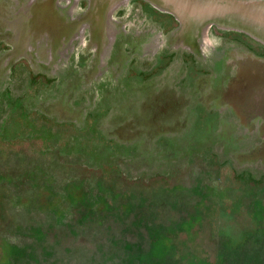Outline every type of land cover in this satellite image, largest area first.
Listing matches in <instances>:
<instances>
[{
  "label": "water",
  "instance_id": "1",
  "mask_svg": "<svg viewBox=\"0 0 264 264\" xmlns=\"http://www.w3.org/2000/svg\"><path fill=\"white\" fill-rule=\"evenodd\" d=\"M133 1L0 0V34L5 42L12 40L16 52H29L37 61L66 59L65 54L75 46L94 52L93 57L101 62H112L127 43L142 49L139 32L125 28L133 22L129 14ZM144 1L177 21L170 34L159 33V50L174 55L178 66L188 57L207 71L188 78L185 84H180L183 75L179 70L170 71V168L184 164L190 147L199 145L210 147L220 161H230L237 172L264 175V55L223 35L242 34L264 47V0ZM77 5L85 7L86 12L73 16ZM138 24L135 21L134 27ZM209 25L223 39L211 60L200 56L199 45V37ZM56 46L59 55H55ZM122 89L118 80H61L50 105L67 111L73 102L76 109L91 111H102L107 106L111 112L106 120L111 119L112 125L119 127L125 99ZM87 90L93 95L81 94ZM201 114L206 118L201 119ZM154 147L138 145L128 164L153 165ZM227 217L228 221L215 224L219 237L231 218L240 224L250 218L247 213Z\"/></svg>",
  "mask_w": 264,
  "mask_h": 264
},
{
  "label": "rangeland",
  "instance_id": "2",
  "mask_svg": "<svg viewBox=\"0 0 264 264\" xmlns=\"http://www.w3.org/2000/svg\"><path fill=\"white\" fill-rule=\"evenodd\" d=\"M129 14L133 22L139 23L131 29L137 31L141 26L139 9L132 8ZM174 70H179V66ZM151 146L156 152V163L151 166L128 164L135 152L115 158L107 151L94 154L88 164L95 169L100 159L110 165L117 163L115 166L136 178L142 172L155 175L170 170V180L144 185L110 178L96 184V174L80 168L74 172L47 159V170L43 171L47 183L41 192L0 188V216L5 219L0 230V264H183L182 258L184 264H203L204 258L213 262L217 244L223 241L215 224L228 221L227 214L215 216L214 211H229L235 201L231 197L241 194L238 190L231 193L229 187L237 185L232 178L235 175L219 164L232 163L220 161L219 156L217 163L210 147L194 145L184 164L170 168V143ZM30 153L16 150L9 155L0 149V171L27 162L29 155H37L31 150ZM232 167L236 174L249 173ZM176 168L179 172L172 175ZM101 176L97 175L102 179ZM73 188L75 194L70 196ZM98 195L106 201L112 199L114 207L107 205L106 211L98 208ZM4 196L8 201L2 204ZM213 215L221 219L214 222ZM239 222L231 218L223 227L222 236L238 239L253 225L251 218L245 224ZM239 251L244 253L242 260L225 253L218 262L264 264V246L247 243ZM191 254L194 259L190 260L197 259L194 263H189Z\"/></svg>",
  "mask_w": 264,
  "mask_h": 264
},
{
  "label": "flooded vegetation",
  "instance_id": "3",
  "mask_svg": "<svg viewBox=\"0 0 264 264\" xmlns=\"http://www.w3.org/2000/svg\"><path fill=\"white\" fill-rule=\"evenodd\" d=\"M133 6L139 9L141 18V26L137 31L143 39L139 45L142 49L137 50L134 45L127 43L119 51L120 57L112 62H101L93 57L94 52L78 50L75 46H71L65 54L68 57L66 59L55 58L52 62L40 58L37 61L29 52H16L12 40L8 38V42H5L0 34V149L9 155H13L16 150L27 153L31 150L37 154L29 155L25 163L1 170L0 188L9 187L32 194L41 192L47 183L43 173L47 170V159L53 160L57 166L63 164L74 172L80 168L82 172L87 170L89 174H96V184L110 178L126 181L127 184L144 185L170 180V170L166 174L155 175L142 172L136 178L133 173H125L103 159H100V165L97 164L98 168H91L88 164L89 158L101 151H107L115 158H124L136 152L138 145L164 146L170 143V71L178 64L170 52L159 50L157 38L160 32L170 34V29L177 21L172 15L159 11L144 0H134ZM223 35L237 39L264 55L262 45L242 34L230 32ZM55 50V55H59L57 46ZM179 71L183 75L180 84H185L188 78L207 73L188 57L184 58ZM61 80L121 81L125 99L122 100L119 127L113 126L111 119L106 120L111 112L107 106L102 111H91L76 109L73 102L69 111L53 109L50 103L56 85ZM86 92L93 95L89 90L81 94L85 95ZM74 93L78 94L77 91ZM200 118L204 119L206 115L201 114ZM211 154L219 163L217 155ZM219 164L229 168L235 175L232 178L236 179L233 182L237 185L229 187L231 193L238 190L241 194L231 197L235 201L228 208L229 211L222 214V210H216L214 215L247 213L253 220V225L240 238L223 235L221 240L230 248L227 249L229 252L247 243L264 246V175L236 174L228 162ZM175 172H179V168L171 174ZM98 174L103 178L97 177ZM72 184L75 187V181ZM75 190L73 188L70 191V196L75 194ZM6 201L8 199L4 196L1 203L5 204ZM95 203L98 208L104 209L107 205L114 207L113 200L106 201L103 196H99V201ZM214 215L212 220L217 222L219 216L215 218ZM3 219L0 216V230ZM214 253H222V250L218 247Z\"/></svg>",
  "mask_w": 264,
  "mask_h": 264
},
{
  "label": "clouds",
  "instance_id": "4",
  "mask_svg": "<svg viewBox=\"0 0 264 264\" xmlns=\"http://www.w3.org/2000/svg\"><path fill=\"white\" fill-rule=\"evenodd\" d=\"M68 5H61V7H67ZM129 11L131 9V5L128 6ZM86 12V8L80 5H77L73 9V16H80ZM115 15L113 16V20H115ZM134 27V22H130L125 25V28L131 30ZM223 44V39L221 36L216 35L211 26L209 25L203 32V34L199 37V45L200 52L202 57L207 60H211L216 52Z\"/></svg>",
  "mask_w": 264,
  "mask_h": 264
},
{
  "label": "trees",
  "instance_id": "5",
  "mask_svg": "<svg viewBox=\"0 0 264 264\" xmlns=\"http://www.w3.org/2000/svg\"><path fill=\"white\" fill-rule=\"evenodd\" d=\"M96 201H99V195H98V199H96ZM109 209L111 210V208H109ZM105 211H106V208H105ZM97 213L98 212H96V211L94 212V214H97ZM225 245L226 244H225L224 241H221L219 244H217V247H219L222 250V253H216V254H214L217 258H215V260L213 262L210 259H207V258L202 259L203 264H220V263L221 264H225V262H223V263L222 262H218L220 260V257L224 256L225 253H228L230 256H234L235 257V260H237V261L242 260V259H240L241 258V254H244V253L239 251L241 247H238L236 251L229 252L227 249H230V248L228 246H225ZM260 245H262V244H260ZM226 251H228V252H226ZM242 251H244V250H242ZM244 252H246V251H244ZM245 256H247V255H245ZM192 257H194L193 254H191V257L189 258V260ZM176 259L177 258H173L174 262L178 261ZM192 259H194V258H192ZM184 260H185V258H182L181 259V261H182L183 264H184ZM196 260H197L196 258H195V261L194 260H190L189 263H194V262H196ZM251 262H252V259H251ZM256 263L259 264V262H257V261H256Z\"/></svg>",
  "mask_w": 264,
  "mask_h": 264
}]
</instances>
